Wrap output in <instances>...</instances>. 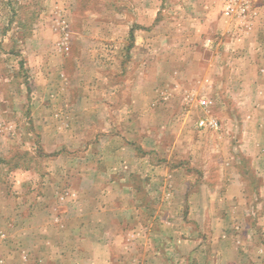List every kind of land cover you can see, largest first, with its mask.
Segmentation results:
<instances>
[{
  "label": "rangeland",
  "instance_id": "rangeland-1",
  "mask_svg": "<svg viewBox=\"0 0 264 264\" xmlns=\"http://www.w3.org/2000/svg\"><path fill=\"white\" fill-rule=\"evenodd\" d=\"M226 1L0 0V264H264L240 151L264 77L208 74L212 53L258 50L227 44V21L264 22V0Z\"/></svg>",
  "mask_w": 264,
  "mask_h": 264
},
{
  "label": "crops",
  "instance_id": "crops-1",
  "mask_svg": "<svg viewBox=\"0 0 264 264\" xmlns=\"http://www.w3.org/2000/svg\"><path fill=\"white\" fill-rule=\"evenodd\" d=\"M229 28L234 30L236 35L232 36V37H227L229 39L230 42H227V44H237L239 42H243L244 46H242L241 50L247 49L248 46L249 47H257L258 50L252 54V56H250V53H244L241 52V55H238L236 53V47H231V50H229L228 48H226V50L224 49V53L222 54H217V53H212L210 54V58H209V69H208V74L209 75H217L219 74V69L221 68H225V72L227 73V75L229 76H243V77H248L251 75H258L259 76H263L264 77V22H256L253 25H245L243 24L241 28H235L236 25L232 24V22L230 23V21H227ZM147 22L143 27L141 25L142 28L147 29L148 26L152 23ZM230 24H232L230 26ZM132 27H135L134 25ZM250 28V29H248ZM133 34H135L134 31H132ZM131 37H135V35H133ZM206 44H208V48H212V46L214 45V41L216 40L213 37H207L206 39ZM135 41V40H134ZM208 42V43H207ZM250 49V48H249ZM218 52V51H216ZM131 54V52H130ZM239 62V63H238ZM240 88H245L247 85H245V83H240ZM256 86V85H255ZM254 86V87H255ZM258 88H256V90H260L261 92L264 93V86L262 85H257ZM264 101V100H263ZM263 106H264V102ZM262 106V105H260ZM260 108H257L258 111V115L261 114V116H259L257 119L258 121L256 126V130H254L255 128L253 126H251V124H253V120H249L248 119H243V125H250V127L248 126L247 131L243 130L242 132V144H241V154H243L244 156H247L248 159H250V161L253 164V168L252 170H254L255 172H257V177L262 179V185H264V109L262 110H258ZM247 116H250V114L248 113ZM245 127V126H244ZM252 128L253 131L251 130ZM244 129V128H243ZM116 135L113 136H109V137H105V138H109L110 140L115 139ZM104 138V139H105ZM112 138V139H111ZM106 140V139H105ZM108 153L112 154L114 157L119 158V153L120 151L118 150V148L114 147L113 149L108 150ZM149 153V151L147 152ZM121 162H124V169H122L123 167H121L122 165H120V167L115 166V170L118 171H122L124 170V172H126V169H128L130 171L129 176L132 177V179H134L135 175L134 172L138 169H136V167L134 165H132V161H129L130 163H127L126 159L120 155ZM124 160V161H123ZM141 160H144V158H141ZM120 162V161H119ZM118 162V163H119ZM117 163V162H116ZM115 164V163H114ZM149 166V171H152V168H161V170H163V172L165 171V173H173L176 172L177 168L171 167L169 164L167 163H160L159 165H151L150 163L147 165ZM105 169L104 167H101V170ZM148 170V169H147ZM157 170V169H156ZM160 170V171H161ZM123 172V171H122ZM132 172V173H131ZM173 175V174H172ZM127 177V176H126ZM130 179V177H129ZM107 182V181H105ZM115 183V180H114ZM120 183H122V194L123 193H127L129 197L128 199V203H133V198L136 197V191H133V187L134 185L131 184V182L129 181H122V179L120 180ZM261 182L258 183V187L259 184ZM246 182L242 181V185L246 187ZM106 183L103 184V187H106ZM260 188V187H259ZM263 190L262 188H260V191ZM135 192V193H134ZM121 193L118 194L117 196V200H120L122 202L123 200V196ZM126 194V195H127ZM262 200L260 202H258V200L255 203H264V190L260 193V197H262ZM132 198V199H130ZM259 198H255V199H259ZM239 203H246L247 200H245L244 196H241L239 199ZM119 201V202H120ZM129 209V208H128ZM122 212V211H121ZM126 215V212L125 214ZM127 217V216H126ZM128 218V217H127ZM131 218V216H130ZM106 263V262H104ZM108 264V263H107Z\"/></svg>",
  "mask_w": 264,
  "mask_h": 264
},
{
  "label": "built area",
  "instance_id": "built-area-1",
  "mask_svg": "<svg viewBox=\"0 0 264 264\" xmlns=\"http://www.w3.org/2000/svg\"><path fill=\"white\" fill-rule=\"evenodd\" d=\"M254 0H227L226 6H225V12L227 14L235 15L239 14L242 15V13L250 12L252 9V2ZM206 103V101H203ZM200 126H207L210 125L212 127H215L217 125V121L214 119H211L210 121H207L206 119H201L199 121Z\"/></svg>",
  "mask_w": 264,
  "mask_h": 264
}]
</instances>
